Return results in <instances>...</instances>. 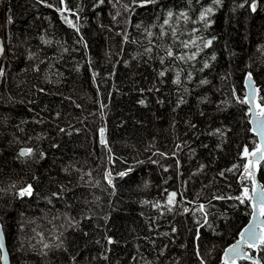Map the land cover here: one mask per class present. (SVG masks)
<instances>
[{
	"label": "trees",
	"instance_id": "trees-1",
	"mask_svg": "<svg viewBox=\"0 0 264 264\" xmlns=\"http://www.w3.org/2000/svg\"><path fill=\"white\" fill-rule=\"evenodd\" d=\"M1 34L9 264H224L253 211L240 101L251 75L264 105V0H0Z\"/></svg>",
	"mask_w": 264,
	"mask_h": 264
},
{
	"label": "snow or ice",
	"instance_id": "snow-or-ice-1",
	"mask_svg": "<svg viewBox=\"0 0 264 264\" xmlns=\"http://www.w3.org/2000/svg\"><path fill=\"white\" fill-rule=\"evenodd\" d=\"M100 2L103 3V0H100ZM134 2H135V0H134ZM149 2H151V0H144V3H149ZM61 3H63V0H61ZM214 3L219 4L220 0H214ZM241 6H243V5H241ZM251 10L256 11V4L255 3L251 4ZM212 11H213L212 8L205 9V11L201 13L200 19L207 24V22H208L207 16L210 15L212 13ZM169 15L171 16V13ZM181 16L184 17L185 19H187L186 14L181 13ZM66 22H68L70 26L74 27V25L71 24V21L66 20ZM166 23H167V21H166ZM211 43H212V41L208 40V41H206L204 46L207 47V46L211 45ZM183 44H184V47L187 48L190 45H195L196 41L195 40L186 41V42H183ZM167 55L169 57H174V53L172 52L171 49H169L167 51ZM191 58H194V57H191ZM181 59H182V57H181ZM161 62L163 63V60H161ZM207 66L208 65L205 64V67H207ZM2 74L3 73L0 72V75H2ZM160 75L163 76L164 72H161ZM251 80H252V77H251V75H249L247 78L249 87H251ZM174 83H179V75H177V79L174 81ZM205 83H206V81H205ZM254 94H255V89H253V91L249 93V96H251L254 99L255 98ZM240 102L241 103H251V100L245 99V100L240 101ZM141 103H143V101H141ZM255 107L258 111L252 112L251 115L254 116V120L252 122L257 125V128L254 129V131H257L259 136H260V144L251 153H249L247 149L244 150V155L246 157L251 156L254 158V160L248 161V165H246L245 169H244L245 173L248 174L250 178H252L253 188L251 190V193L249 192V190L247 188H245L243 190L242 196L238 197V199H240L241 203H244L246 200L253 202L252 208H253L254 223L249 225L248 228H245L243 230V232L241 233L242 238L247 236L248 241H250V243L248 244V246L250 248H256L258 246H264V186H261L259 188L256 187L255 179H254V176H253L252 171H251L254 164H258L260 160L264 159V105L257 104V105H255ZM103 132H104V130L101 129V142L106 143L103 139ZM32 151H33L32 149H23V150H21L20 155L21 156H28V155L32 154ZM120 175L123 176V175H125V173H120ZM31 194H32L31 186H28L27 188L21 190L19 193L20 196H26V195H31ZM175 196H176V193H171L169 195L168 203L170 205L174 204ZM202 210H203V206H201V211ZM169 211H171V208H169ZM256 221H258V222H256ZM256 229H259V233H260L259 236H257ZM257 241L259 242V245L256 243ZM109 243H113V241L111 239H109ZM44 247L47 248L48 245L45 244ZM3 250H4V239H3V234L0 233V251H3ZM197 254L199 255V253H197ZM240 254H241V252H240L238 245H233L225 253L224 264H229L230 259H234L235 256H238ZM248 258L251 259V256H249ZM4 260H5V264H6V262H7V254L6 253L4 255ZM201 264H203V261H201ZM253 264H257V262L253 261Z\"/></svg>",
	"mask_w": 264,
	"mask_h": 264
},
{
	"label": "water",
	"instance_id": "water-1",
	"mask_svg": "<svg viewBox=\"0 0 264 264\" xmlns=\"http://www.w3.org/2000/svg\"><path fill=\"white\" fill-rule=\"evenodd\" d=\"M4 54H5V40H4V37H3V36H0V61L3 59ZM248 76H249V75H247V76L245 77V79H244V87H245V99H249V100H251V103H246V104H247V107H248V110H249V127H250V132L256 137V139H257V141H258V145H259V144H260V136H259V134H258L257 131H254V129L257 128V125H256L255 123L252 122V121L254 120V116L251 115L252 112H256V108H255V105H254V101H255V98H256V88H255V85H254L253 80H251V87H249V85H248V81H247ZM253 89H255V94H254V97H255V98H254V99H253L251 96H249V93L252 92ZM98 139H99V143H100V144H103V143L101 142V132H100L99 135H98ZM103 139H104V135H103ZM23 149H25V148H21V149L19 150V154L21 153V150H23ZM251 160H254V158L251 157ZM259 162H261V160H260ZM251 171H252V174H253L254 179H255V185H256V187H258V188L261 187V186H260V183H259V181H258V178H257V171H256V169H255L254 166L252 167ZM243 174H246L245 171L243 172ZM105 177H106V179H107V182L109 183L110 178H109V176H108V171H107V170L105 171ZM251 180H252V178H251ZM252 203H253V202H252ZM256 222H258V221H256ZM253 223H254V220H253V212H252L251 215H250V219H249V221H248V222L246 223V225L243 227L241 233L243 232V230H244L245 228H248L249 225H251V224H253ZM0 233L3 234V232H2V228H1V225H0ZM241 233H240V235H239V238H238L236 241H234L233 243H231L230 245H228V246L225 248V250H224V252H223V255H222V262H224L226 251H227L230 247H232L233 245H238L241 254L238 255V256H235L234 259H230V260H229V264H234V262H235L236 260H238V259H242V258L247 259V260L256 261L257 264H259V259H258V258H252V257H251V259H249V258H248L249 255L246 254V253L243 251V245H244V244L248 245V244L250 243V241H248L247 236H245V237L242 238ZM256 233H257V236L260 235V233H259V229H256ZM3 239H4V236H3ZM256 243L259 244L258 241H257ZM5 253L7 254V252H6V248H5V240H4V250H3V251H0V263H1V264H5V260H4V255H5ZM6 264H9L8 255H7V262H6Z\"/></svg>",
	"mask_w": 264,
	"mask_h": 264
},
{
	"label": "flooded vegetation",
	"instance_id": "flooded-vegetation-1",
	"mask_svg": "<svg viewBox=\"0 0 264 264\" xmlns=\"http://www.w3.org/2000/svg\"><path fill=\"white\" fill-rule=\"evenodd\" d=\"M259 245V244H258ZM247 248L248 249H252V251L250 252V251H248L247 250ZM258 247H256V248H250L249 246H247L246 244L244 245V249L246 250V251H248L247 253H248V255L249 256H251L252 258H257V256H255V251H253V250H255V249H257ZM249 261H251V262H253L252 260H249Z\"/></svg>",
	"mask_w": 264,
	"mask_h": 264
},
{
	"label": "rangeland",
	"instance_id": "rangeland-1",
	"mask_svg": "<svg viewBox=\"0 0 264 264\" xmlns=\"http://www.w3.org/2000/svg\"><path fill=\"white\" fill-rule=\"evenodd\" d=\"M100 132V131H99ZM104 138H105V136H104ZM108 175H109V173H108ZM109 178H110V176H109ZM108 183V182H107ZM2 228V227H1ZM2 232H3V230H2ZM3 236H4V234H3ZM5 240V239H4ZM5 248H6V252H7V244L5 243Z\"/></svg>",
	"mask_w": 264,
	"mask_h": 264
},
{
	"label": "built area",
	"instance_id": "built-area-1",
	"mask_svg": "<svg viewBox=\"0 0 264 264\" xmlns=\"http://www.w3.org/2000/svg\"><path fill=\"white\" fill-rule=\"evenodd\" d=\"M244 189H245V188H242V189L240 190V192L243 193V190H244Z\"/></svg>",
	"mask_w": 264,
	"mask_h": 264
}]
</instances>
